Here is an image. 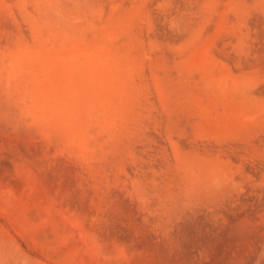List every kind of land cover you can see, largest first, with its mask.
I'll return each instance as SVG.
<instances>
[{
	"label": "rangeland",
	"instance_id": "rangeland-1",
	"mask_svg": "<svg viewBox=\"0 0 264 264\" xmlns=\"http://www.w3.org/2000/svg\"><path fill=\"white\" fill-rule=\"evenodd\" d=\"M0 264H264V0H0Z\"/></svg>",
	"mask_w": 264,
	"mask_h": 264
}]
</instances>
